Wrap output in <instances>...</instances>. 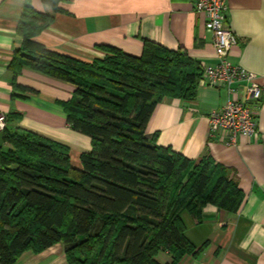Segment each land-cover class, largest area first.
Wrapping results in <instances>:
<instances>
[{"label":"trees","instance_id":"1","mask_svg":"<svg viewBox=\"0 0 264 264\" xmlns=\"http://www.w3.org/2000/svg\"><path fill=\"white\" fill-rule=\"evenodd\" d=\"M64 0H41L53 12ZM53 17L29 0L21 14V50L10 64L15 80L25 66L69 82L76 89L64 104L68 125L91 140L71 167L68 148L31 131L7 132L0 148V264H16L63 244L68 264H171L198 255L185 237L182 211L199 217L210 204L237 213L244 201L234 170L209 156L192 166L184 156L146 135L164 98L192 100L201 67L186 53L145 42L140 57L109 46L91 63L47 50L33 38ZM15 93L12 97H16ZM20 96V95H19Z\"/></svg>","mask_w":264,"mask_h":264},{"label":"crops","instance_id":"2","mask_svg":"<svg viewBox=\"0 0 264 264\" xmlns=\"http://www.w3.org/2000/svg\"><path fill=\"white\" fill-rule=\"evenodd\" d=\"M197 0H64L53 12L41 0H29L39 13L53 17L33 40L47 50L91 63L108 53L100 46L140 57L145 42L169 51H180L200 67L215 65L213 36L206 30L205 14L195 9ZM226 26L236 37L228 59L254 73L262 88L259 101H249L258 124L256 138L238 136L235 146L209 131L208 115L232 95L225 88L197 84L192 100L164 98L157 104L146 129L155 144L187 158L192 166L209 156L216 164L234 170L244 201L237 213L213 205L199 217L182 211L185 237L198 255L186 254L178 264H264V0H227ZM27 0H0V113L4 131H31L68 148L72 168L82 170L80 156L91 149L88 136L67 122L64 104L76 87L66 81L23 66L16 77L10 68L21 50L18 25ZM18 95L12 97V94ZM20 95V96H19ZM3 132V131H2ZM0 132V148L7 150ZM63 244L38 254L24 252L16 264H68ZM171 264L168 251L155 257Z\"/></svg>","mask_w":264,"mask_h":264},{"label":"built area","instance_id":"3","mask_svg":"<svg viewBox=\"0 0 264 264\" xmlns=\"http://www.w3.org/2000/svg\"><path fill=\"white\" fill-rule=\"evenodd\" d=\"M195 9L205 14V27L213 36L215 65L201 67L197 84L201 87L225 88L232 95L218 110L208 115L209 131L219 135L226 144L235 146L238 136L253 139L258 134V124L249 101L262 98V88L257 77L241 67L233 65L228 54L237 45L233 32L226 26L227 0H197ZM6 125V117L0 113V132Z\"/></svg>","mask_w":264,"mask_h":264}]
</instances>
